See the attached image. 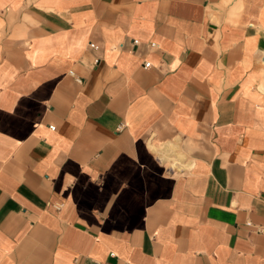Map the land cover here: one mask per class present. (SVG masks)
<instances>
[{
    "label": "crops",
    "instance_id": "obj_1",
    "mask_svg": "<svg viewBox=\"0 0 264 264\" xmlns=\"http://www.w3.org/2000/svg\"><path fill=\"white\" fill-rule=\"evenodd\" d=\"M0 264H264V0H0Z\"/></svg>",
    "mask_w": 264,
    "mask_h": 264
},
{
    "label": "built area",
    "instance_id": "obj_2",
    "mask_svg": "<svg viewBox=\"0 0 264 264\" xmlns=\"http://www.w3.org/2000/svg\"><path fill=\"white\" fill-rule=\"evenodd\" d=\"M132 43H133L134 45H137V44H138V40H133ZM88 47L91 48V49H97V46H95V45L92 44V43H89V44H88ZM149 47H150V48H155V47H156V44H154V43H150V44H149ZM94 63L97 64V63H98V60L95 59V60H94ZM147 67H148V64H147V63L143 65V68H144V69H146ZM75 80H76L77 83H81L80 79H77V78H76ZM49 129L53 131V130H54V127L49 126ZM119 129H120V127H119ZM61 207H62V204H56V205H54V209H55V210H60ZM246 225L249 226L250 223L247 222Z\"/></svg>",
    "mask_w": 264,
    "mask_h": 264
}]
</instances>
